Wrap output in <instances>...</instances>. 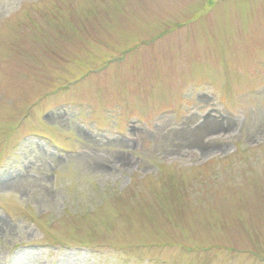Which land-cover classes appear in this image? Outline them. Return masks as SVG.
Here are the masks:
<instances>
[{"label":"rangeland","instance_id":"obj_1","mask_svg":"<svg viewBox=\"0 0 264 264\" xmlns=\"http://www.w3.org/2000/svg\"><path fill=\"white\" fill-rule=\"evenodd\" d=\"M0 264H264V0H0Z\"/></svg>","mask_w":264,"mask_h":264}]
</instances>
